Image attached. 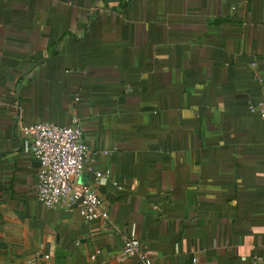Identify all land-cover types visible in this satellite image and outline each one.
I'll use <instances>...</instances> for the list:
<instances>
[{"label":"crops","instance_id":"1","mask_svg":"<svg viewBox=\"0 0 264 264\" xmlns=\"http://www.w3.org/2000/svg\"><path fill=\"white\" fill-rule=\"evenodd\" d=\"M261 100L264 0H0V264L264 257ZM73 118L107 218L37 198L22 128Z\"/></svg>","mask_w":264,"mask_h":264},{"label":"built area","instance_id":"2","mask_svg":"<svg viewBox=\"0 0 264 264\" xmlns=\"http://www.w3.org/2000/svg\"><path fill=\"white\" fill-rule=\"evenodd\" d=\"M248 110L263 118L264 100L250 103ZM22 133L25 138L24 150L37 162V198L45 207H75L86 221L108 217L94 188L73 181L82 173L85 158L90 152L76 118L66 126L48 121L32 123L24 126ZM107 174L95 172V182H102ZM262 208L264 210V201ZM132 258H137L143 264H151V258L139 248V241L134 237L124 240L118 260ZM251 261L252 264H264V257L255 255Z\"/></svg>","mask_w":264,"mask_h":264}]
</instances>
